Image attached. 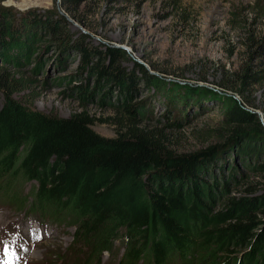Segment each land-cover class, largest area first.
Returning <instances> with one entry per match:
<instances>
[{
	"label": "rangeland",
	"instance_id": "obj_1",
	"mask_svg": "<svg viewBox=\"0 0 264 264\" xmlns=\"http://www.w3.org/2000/svg\"><path fill=\"white\" fill-rule=\"evenodd\" d=\"M0 11L13 29L0 38L1 103L11 98L57 117L87 112L97 120L93 129L107 137L116 135L118 118L131 115L163 129L176 152L216 147L209 153L216 161L201 173L212 183L198 206L206 218L247 189L264 193V0H0ZM140 65L162 86L148 83ZM118 66L124 82L105 73ZM231 97L249 112L251 125L229 123ZM242 129L247 133L237 134ZM21 179L16 190L22 185L31 195L36 182ZM194 218L188 224L199 242L206 220ZM75 233V226L42 224L21 205L0 202V264L9 257L76 264ZM126 240L119 237L101 264H120ZM250 247L199 243L189 258L264 264L246 257Z\"/></svg>",
	"mask_w": 264,
	"mask_h": 264
},
{
	"label": "trees",
	"instance_id": "obj_2",
	"mask_svg": "<svg viewBox=\"0 0 264 264\" xmlns=\"http://www.w3.org/2000/svg\"><path fill=\"white\" fill-rule=\"evenodd\" d=\"M0 25V38L12 33L9 21ZM140 68L148 83L162 86ZM105 73L120 82L126 78L119 66ZM226 117L237 127L253 123L235 97L227 102ZM96 121L87 112L57 117L11 98L0 102V201L21 205L28 217L75 226L70 250L76 264H101L103 254L124 236L120 264H193L189 255L199 243L251 246L246 257L264 262V219L258 216L264 213V193L247 189L210 218L201 215L198 206L212 184L201 173L216 161L209 154L216 147L179 153L163 129L143 126L131 115L117 119L114 137L97 133L92 127ZM20 178L36 182L31 195H24L22 185L16 190ZM194 217L206 220L199 242L188 224Z\"/></svg>",
	"mask_w": 264,
	"mask_h": 264
},
{
	"label": "bare ground",
	"instance_id": "obj_3",
	"mask_svg": "<svg viewBox=\"0 0 264 264\" xmlns=\"http://www.w3.org/2000/svg\"><path fill=\"white\" fill-rule=\"evenodd\" d=\"M1 238V237H0Z\"/></svg>",
	"mask_w": 264,
	"mask_h": 264
}]
</instances>
